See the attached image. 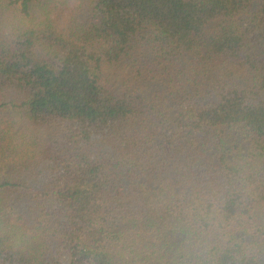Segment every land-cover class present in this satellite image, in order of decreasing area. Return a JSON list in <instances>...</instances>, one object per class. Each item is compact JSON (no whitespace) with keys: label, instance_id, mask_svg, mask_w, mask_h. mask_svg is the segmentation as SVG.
Instances as JSON below:
<instances>
[{"label":"trees","instance_id":"trees-1","mask_svg":"<svg viewBox=\"0 0 264 264\" xmlns=\"http://www.w3.org/2000/svg\"><path fill=\"white\" fill-rule=\"evenodd\" d=\"M0 264H264V0H0Z\"/></svg>","mask_w":264,"mask_h":264}]
</instances>
